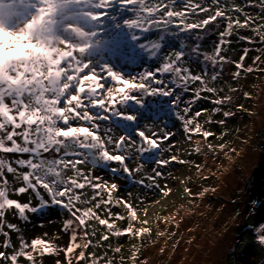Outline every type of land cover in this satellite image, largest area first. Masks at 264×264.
<instances>
[{
	"label": "snow or ice",
	"instance_id": "1",
	"mask_svg": "<svg viewBox=\"0 0 264 264\" xmlns=\"http://www.w3.org/2000/svg\"><path fill=\"white\" fill-rule=\"evenodd\" d=\"M162 2L165 14L176 18L169 21L170 34L161 35L159 30L140 34L141 42L162 43L153 54L133 53L131 61L117 57L112 67L119 73L93 76L91 87L85 77L71 86V95L51 85L33 91L9 75L13 89L0 77V264H44L45 257H54L55 264H146L142 250L146 241L151 242L153 230L140 213L147 216L148 194L171 195L168 181L175 179L171 165L191 166L199 173L203 165L184 154L207 152L215 157L224 152L231 144L226 140L228 120L238 112L252 114L243 103L233 106L238 99L233 93L243 88L242 74L246 78L264 73V0H182L183 9L175 7L177 0ZM169 6L175 10L168 11ZM117 11L118 6L112 15L119 20ZM209 36L215 37L211 51L204 47ZM236 42L246 46L233 60L225 53ZM252 52L257 54L250 56ZM248 59L251 63H246ZM147 61L157 63L146 67ZM133 64L141 70L126 72ZM226 64L234 66L233 83L222 79ZM106 94L109 101L100 99ZM242 96L251 100L254 93L243 91ZM148 97L166 99L165 114L179 121L182 139H176L178 133L167 120L142 121ZM201 102L212 107L200 108ZM212 125L221 128L219 134ZM210 138L221 142L213 145ZM229 152L238 150L228 147L225 155L231 159ZM127 183L142 191L121 195ZM209 191L216 189L204 187L193 193L184 187L189 197H203ZM53 211L63 216L60 233L68 237L64 245L58 243L60 233L28 239L20 224L8 219L11 215L28 224ZM162 220L167 223V217ZM156 234L163 237L165 231ZM252 235L253 243L264 249V223Z\"/></svg>",
	"mask_w": 264,
	"mask_h": 264
},
{
	"label": "rangeland",
	"instance_id": "2",
	"mask_svg": "<svg viewBox=\"0 0 264 264\" xmlns=\"http://www.w3.org/2000/svg\"><path fill=\"white\" fill-rule=\"evenodd\" d=\"M117 6L119 20L112 15ZM175 7L183 9L182 0H177ZM167 10L175 9L169 6ZM165 11L162 0H115V3L113 0H0V30L4 32L1 37L6 43L0 52V77L9 88H15L7 80L11 75L13 79H22L33 91L51 85L60 89L61 94L71 95V86L79 85L85 77L86 85L91 87L95 83L93 76L107 75L114 70L119 73V69L112 67L117 63V57L131 61L133 53L153 54L152 49L162 41L145 39L141 42L139 36L142 33L151 35L150 30H159L161 35L170 34L169 21L176 18L168 17ZM214 40V36H209L204 42L208 51H211ZM244 46L240 42L233 43L225 54L238 60ZM156 63L147 61L145 66ZM194 68L199 70L198 65L194 64ZM140 70L134 64L125 68L126 72L133 73ZM234 70L233 65L226 64L222 79L233 83L231 73ZM164 78L167 79V75ZM126 79L131 81L133 78ZM239 84L243 88L233 93L238 97L233 106L243 103L252 114L238 112L226 125L229 133L226 140L231 142L228 147H235L237 154L229 152V159L225 155L228 147L215 157L207 152L190 157L184 154L185 159L203 165L199 173L191 166L171 165L169 171L175 179L168 183L172 194L167 197L159 193L148 194L147 216L140 213V219H149L153 230L151 242L146 241L142 250L141 258L146 264H264V249L253 243L252 235L254 228L264 223V180L261 187L253 185L243 194L245 178L254 167L264 168V73L248 74L246 78L242 74ZM243 91L253 92V98L244 99ZM100 99L109 101L110 96L106 94ZM146 104L142 121L167 120L168 127L178 133L176 139H182L184 134L179 121L165 114V98L148 97ZM198 107L210 108L212 105L201 102ZM211 128L218 134L221 131L216 125ZM210 139L213 145L221 142ZM147 167H152L150 160ZM98 174L104 175L102 172ZM188 177H191L190 181ZM181 180L185 183L181 184ZM185 186L193 193L204 187H214L216 191H209L203 197H189L184 193ZM129 190L134 196L142 191L127 183L123 185L121 195ZM158 217L161 218L159 223ZM163 217H167V223L163 222ZM8 219L20 224L25 237L31 239L45 232L50 236L60 233L63 216L53 211L47 216L33 217L28 224L11 215ZM159 231H165V235L158 236ZM60 235L58 243L66 244L67 235ZM13 240L18 243L15 234ZM112 242L116 243L115 240ZM122 242L127 256V239ZM160 245L165 249L163 254ZM44 264H55V258L45 257Z\"/></svg>",
	"mask_w": 264,
	"mask_h": 264
},
{
	"label": "water",
	"instance_id": "3",
	"mask_svg": "<svg viewBox=\"0 0 264 264\" xmlns=\"http://www.w3.org/2000/svg\"><path fill=\"white\" fill-rule=\"evenodd\" d=\"M264 179V168L256 166L252 172L245 178L243 186V194H245L248 189L255 185L257 187L261 180Z\"/></svg>",
	"mask_w": 264,
	"mask_h": 264
},
{
	"label": "bare ground",
	"instance_id": "4",
	"mask_svg": "<svg viewBox=\"0 0 264 264\" xmlns=\"http://www.w3.org/2000/svg\"><path fill=\"white\" fill-rule=\"evenodd\" d=\"M2 34H4V32L0 30V52L2 51L3 47L5 48L6 46L5 39L1 37Z\"/></svg>",
	"mask_w": 264,
	"mask_h": 264
},
{
	"label": "flooded vegetation",
	"instance_id": "5",
	"mask_svg": "<svg viewBox=\"0 0 264 264\" xmlns=\"http://www.w3.org/2000/svg\"><path fill=\"white\" fill-rule=\"evenodd\" d=\"M263 180H264V179H263ZM263 180L259 183V185L257 186V188L262 186ZM260 206H261V205H260ZM261 209H262V208H260L259 211H260Z\"/></svg>",
	"mask_w": 264,
	"mask_h": 264
},
{
	"label": "trees",
	"instance_id": "6",
	"mask_svg": "<svg viewBox=\"0 0 264 264\" xmlns=\"http://www.w3.org/2000/svg\"><path fill=\"white\" fill-rule=\"evenodd\" d=\"M224 69H225V66H224ZM160 246H162V247H163V245H160Z\"/></svg>",
	"mask_w": 264,
	"mask_h": 264
}]
</instances>
